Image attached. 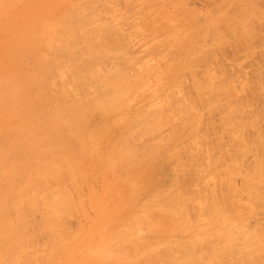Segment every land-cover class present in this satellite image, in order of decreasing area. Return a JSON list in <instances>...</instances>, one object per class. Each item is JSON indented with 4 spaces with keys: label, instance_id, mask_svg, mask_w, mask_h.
Returning a JSON list of instances; mask_svg holds the SVG:
<instances>
[{
    "label": "bare ground",
    "instance_id": "bare-ground-1",
    "mask_svg": "<svg viewBox=\"0 0 264 264\" xmlns=\"http://www.w3.org/2000/svg\"><path fill=\"white\" fill-rule=\"evenodd\" d=\"M102 1L0 0V256L8 264H258L264 257L263 228H252L245 237L240 230L257 216V207H264V128H258L264 123V84L257 77L254 82L247 77L249 84L244 79L239 91L246 90L243 96L250 92V99L241 100L242 93L223 74L218 72L225 85L217 88L212 71L204 83V76L200 80L194 72L218 47L250 44L255 35L249 9L256 0L242 7L231 0L235 8L224 0L222 10L233 7V13L221 11L220 3L222 13L212 8L217 16L190 10L185 13L191 16L181 19L170 17L180 9L176 3L169 15L164 16L167 8L159 9L173 0H150L159 6L156 12L164 13L157 16L166 21L157 20L166 29L152 25L159 13L153 8L156 14L146 31L166 33L159 32L150 46L154 60L147 63L124 49L129 48L124 46L127 35L118 19L128 22L119 8L125 9L129 0L120 7L115 0L119 8L114 0L106 1L110 7ZM108 9L119 15L111 12L109 18ZM105 11L109 15L103 18ZM192 15L206 22L198 24ZM12 23L15 29L8 28ZM219 24L232 41L221 31L214 37L208 32ZM187 76L194 93L183 89ZM212 89L215 95L209 94ZM215 110L228 136L208 121L210 132L215 130L211 141L203 111L210 116ZM163 127H168L165 135L160 134ZM249 129H255L252 140ZM245 152L254 154L247 170L240 167ZM159 161L176 165L163 188L156 180ZM90 162L101 196L83 195V171ZM145 192L140 210L123 221V209ZM106 195L116 199L111 209L104 205ZM88 208L95 229L81 235L65 228ZM35 214L39 223L33 225ZM37 225L40 232L32 229ZM37 236L43 240L36 241Z\"/></svg>",
    "mask_w": 264,
    "mask_h": 264
},
{
    "label": "rangeland",
    "instance_id": "rangeland-1",
    "mask_svg": "<svg viewBox=\"0 0 264 264\" xmlns=\"http://www.w3.org/2000/svg\"><path fill=\"white\" fill-rule=\"evenodd\" d=\"M97 1V0H96ZM107 1V0H106ZM106 1H102L101 3H103L104 2V5H107L108 4V6H109V3H107ZM109 1V0H108ZM111 1V0H110ZM113 1V0H112ZM111 1V2H112ZM120 2V5L119 4H117V2ZM116 3H115V0H114V3L117 5V6H115V7H117V8H119L120 6H122L123 4L121 3V1H123V0H118ZM128 1V0H127ZM146 1L147 0H129L128 1V3H129V5H131V6H129L128 5V3L126 2V0L124 1V3L126 2L127 4V7L129 8H125V9H123V8H119L120 10L122 9V11L121 12H123V11H125V12H123V14H124V17L122 16V14L120 15V17L122 16V18H124V20L123 21H125L126 20V23L128 24H124L122 21H121V19L119 18V16H118V18L120 19H118V21H120V22H118V23H120L119 25L121 26V24H123L121 27H122V29L124 30V32L126 33V35H127V38H126V41H124V46H125V44H126V46L127 47H129V48H125L124 47V49H127V51H128V53L130 54V55H132V56H134V57H136V58H138L137 59V61H139L140 63H144V62H146V61H151L152 62V60H154L153 58H152V56L153 55H151V54H153V53H151V54H148V51H149V48H150V46L151 45H154V41H157V39H158V37H159V35H161L159 32H161V33H166V30L164 31V29H161L162 31H160V29L158 30L159 32V34L158 33H156L155 35H156V38L154 37L155 35H148V34H150V33H147V31H146V27H147V25H149V23L151 24L152 22H153V24L152 25H155V28H157V24L160 26V27H162V28H165L164 27V25H165V23L163 22V25H162V23H160L159 21H161V20H163V21H166V20H164V19H162V18H165V17H160V16H157V15H163L164 13V16L166 15V14H171V13H173V10L172 9H176L177 7H180V9L179 8H177L176 10H174L175 12L173 13V15L171 14L170 15V17L172 16V17H175V18H177V19H181V16H184V17H186L187 15H186V11H190V10H193V11H198V12H201V13H204V12H210V13H212L211 11H213V7H214V9H216L217 8V10L218 11H223L224 10V7H225V5H223V3L224 2H222V1H224V0H211L212 1V3H211V1H209V0H173V2H172V4H169V3H171V0H170V2H168L167 0V2L166 3H168L167 5V7H166V5H165V9L164 8H162V7H164V5L162 6V7H160L159 9H163L162 11L164 12V10H166V8L168 9L166 12H159L160 10L159 9H157V7H159L157 4H158V0L157 1H153L154 3H152L151 4V2H150V0L148 1V3L149 4H151V5H153V6H151L150 8H149V10H146L147 9V7L146 6H150V5H148V3H146ZM161 1V0H160ZM160 1H159V4H160ZM162 1H164V0H162ZM180 1V2H179ZM205 1H207V2H205ZM226 1V0H225ZM238 1V2H237ZM235 0V2H236V4L235 5H237V3H238V6H239V4H240V6L239 7H242L244 4L243 3H247L248 1H246V0H241L240 2H239V0ZM261 1V2H260ZM118 2V3H119ZM179 2V3H178ZM209 2V3H208ZM216 2V3H215ZM227 2H230L231 3V5L234 7L235 5H233L232 4V1L230 0H227ZM250 2V1H249ZM248 2V3H249ZM253 2V1H252ZM255 2H257V0L256 1H254L253 3H255ZM106 3V4H105ZM132 3V4H131ZM165 3V1H164V3H162V4H166ZM176 3V4H175ZM208 3V4H207ZM214 3V4H213ZM221 3V7L222 8H220L219 7V9H218V4H220ZM233 3H234V1H233ZM246 4V6L247 5H250V4ZM251 3V2H250ZM253 3H252V5H253ZM264 0L262 1V0H258V2H257V10H258V12L255 10V8H254V6L255 5H253V8H254V11H255V13H256V16H255V13H252L253 12V10L252 11H250L251 10V8H252V5H251V8L249 9V8H246V10H245V12H247L248 10L247 9H249V12H250V14H252V15H254L253 17H252V19L254 18V20L253 21H249V24L251 25L252 24V22H253V25L250 27V29H251V31L253 30V35H255L254 37H255V39L256 38H258V39H254V37L250 40V44H247V45H242V46H239V45H237L236 46V42L235 43H233V44H231V46L230 45H226V44H224V45H222L221 47H218L217 49H219V50H217V51H219V52H217L216 51V53H214V55H212V56H210L206 61H203V63H201L200 65H201V67H200V65L195 69L196 71H194L195 73H196V75L195 76H197L199 79L202 77L203 78V76H204V79H200L201 81V83H204L207 79V73L208 72H210V71H212V76L213 75H215L216 76V79H215V81H213V83H214V86L216 87L217 86V88H219V86L221 85V86H223V85H225V82L224 81H226V80H223V78L225 77L226 79H230V80H232L233 82L232 83H234V86H235V90H238V92L239 93H242V96H243V93H245V91L246 90H243V91H239L240 90V85L242 84V83H244L243 82V80L244 81H247L248 80V78H250L251 79V76H252V79H251V81H253V80H255V77H257L256 78V82L258 83V81H257V79H259V83H261V84H264V14L263 15H260V16H262L260 19L257 17L258 15L257 14H260L259 12L263 9L264 10ZM156 4V5H155ZM176 6H175V5ZM177 4L179 5V6H177ZM226 5H228L227 3H225ZM243 4V5H242ZM259 4V5H258ZM261 4H262V6H261ZM111 5H113L112 3H111ZM110 5V6H111ZM118 5H119V7H118ZM125 4H124V6H126ZM173 5H174V7H176V8H174L173 7ZM210 5V6H209ZM216 5V6H215ZM218 5V6H217ZM98 6H100V5H98ZM97 6V7H98ZM107 6V7H108ZM109 6V7H110ZM133 6V7H132ZM224 6V7H223ZM245 6V5H244ZM258 6L261 8V10H260V8H258ZM97 7H96V9H97ZM106 7V6H105ZM107 7H106V9H107ZM108 7V8H109ZM132 7V8H131ZM196 7V8H195ZM198 7V8H197ZM227 7H229V6H227ZM227 7L225 8V11H223V12H230V11H233L234 12V10H236V9H234L233 7H230L229 9H227ZM237 7V6H236ZM239 7H237V11H238V9H240ZM263 7V8H262ZM112 8V7H111ZM144 8V9H143ZM152 8V9H151ZM153 8H154V11L156 12L157 10H159L158 12H156V13H158V14H156V17H154L153 18V16H155V14H153ZM155 8H156V10H155ZM204 8V9H203ZM206 8V9H205ZM208 8H210V9H208ZM244 8V7H243ZM100 9V8H99ZM114 9V8H113ZM112 9V10H113ZM116 9V8H115ZM143 9V10H142ZM223 9V10H222ZM227 9V10H226ZM231 9H234V10H231ZM111 10V12H113V14L115 13V14H117V9L115 10V12L114 11H112ZM172 10V11H171ZM210 10V11H209ZM241 10V9H240ZM262 10V11H263ZM107 11V10H106ZM105 11V13H103L104 15H102V17L103 16H108L111 12H110V9H108V11L110 12H108L109 14H106L107 12ZM132 11V12H131ZM139 12V14L137 13V12ZM152 11V12H151ZM218 11H216V10H214L213 11V13L212 14H215V16H217V12ZM220 11V12H221ZM261 11V12H262ZM119 12V11H118ZM135 12V13H134ZM145 12V13H144ZM151 12V13H150ZM168 12V13H167ZM215 12V13H214ZM219 12V13H220ZM233 12H230V13H233ZM249 12H247V13H249ZM144 15H142V14ZM222 13V12H221ZM220 13V14H221ZM263 13V12H262ZM261 13V14H262ZM146 14H147V16H146ZM148 14H149V16H148ZM151 14H153V16H151ZM174 14H175V16H174ZM117 15H119V13L117 14ZM116 15V16H117ZM143 16V18H141L142 16ZM190 15V14H189ZM110 16H112V13H111V15H109L108 17L110 18ZM191 16V15H190ZM190 16H187V17H190ZM107 17V18H108ZM139 17V18H138ZM160 17V19H159V21L157 20V18H159ZM192 17H195V22H199L198 24H201V25H203L205 22H206V19H203V17L201 16V15H198V16H195V15H192ZM255 17H257V20H255L256 18ZM103 18H106V17H103ZM117 18V17H116ZM141 18V19H140ZM151 18H153V19H155L156 20V22H154L155 20H153V19H151ZM168 18V17H167ZM146 19H147V21H146ZM150 19H151V21H150ZM166 19V18H165ZM200 19V20H199ZM149 20V21H148ZM132 21V23H133V27H130L129 26V22H131ZM145 21V22H144ZM203 21V22H202ZM255 21H257V22H255ZM262 21V22H261ZM157 22H159V23H157ZM167 22H168V20H167ZM166 22V23H167ZM260 22V24H259V26H258V23ZM156 23V24H155ZM136 25V27L138 26V28H140V30L138 29V28H135V30H133L134 29V26ZM128 27H127V26ZM256 25V26H255ZM218 26V27H217ZM221 26V27H220ZM263 26V27H262ZM11 27H13L14 28V23H12V24H10V26H8V28H11ZM255 27V28H254ZM130 28V29H129ZM142 28H144L145 30L144 31H141V29ZM222 24H219V25H216V27L212 30V31H208L211 35H212V37H214V33L216 32V31H221L222 32ZM261 28H262V30H261ZM15 29V28H14ZM166 29V28H165ZM133 30V31H132ZM139 30V32L137 33V31ZM134 31H135V33H134ZM164 31V32H163ZM131 32H133V34H131ZM201 33L203 34V31L201 30ZM207 33V32H206ZM208 33V36L210 37L211 35ZM213 33V34H212ZM223 33V32H222ZM137 34H139V36L137 35ZM224 34V33H223ZM229 34V35H228ZM258 34V35H257ZM141 35V36H140ZM143 35V36H142ZM146 35H148V36H146ZM224 35H227L228 36V38H229V40H231L232 41V39L230 38V33H229V31L226 33V34H224ZM129 36V37H128ZM138 36V37H137ZM150 36V37H149ZM257 36H259V37H257ZM261 36V37H260ZM208 37V42L211 40L212 41V39H210V38H212V37H210L209 38ZM144 38H146V39H144ZM148 38V39H147ZM260 38V39H259ZM210 39V40H209ZM254 41V42H253ZM252 42V43H251ZM235 45V46H234ZM247 46H249L248 48H247ZM250 50V51H248V50ZM147 50V51H146ZM244 50V51H243ZM146 51V52H145ZM158 52H160L161 51V49H158L157 50ZM157 51L155 52V54L157 53ZM239 51H241L240 53H237V52H239ZM246 51H247V54H246ZM146 53L148 54V55H146ZM150 53V52H149ZM219 55H218V54ZM154 54V55H155ZM236 54H238V55H236ZM241 54V55H240ZM242 54H243V56H242ZM218 55V56H217ZM235 55V56H234ZM150 56V57H149ZM216 56V57H215ZM242 56V57H241ZM246 56V57H245ZM215 57V58H214ZM222 57V58H221ZM221 60H220V59ZM149 59V60H148ZM214 61V62H213ZM222 63H221V62ZM147 63V62H146ZM217 63V64H216ZM219 64V65H218ZM220 64H224L223 66L221 65L220 66ZM226 65V66H225ZM216 67V68H215ZM219 67V68H218ZM127 69H128V67H126ZM200 71H199V70ZM204 70V71H203ZM229 72H228V71ZM237 70H239L240 72H237ZM198 72H200V73H202V72H204V73H202V75L200 74V73H198ZM218 72L219 73H221V74H223V76L224 77H222L221 76V74H219L218 75ZM199 74V75H198ZM232 74H233V76H232ZM239 74H240V76H239ZM243 74V75H242ZM201 75V76H200ZM232 76V77H230V76ZM241 75H242V77H241ZM255 75H258V76H255ZM197 77H195L196 79H198ZM220 77L222 78L221 80H218V79H220ZM248 77V78H247ZM190 78V77H189ZM188 78V76L185 78V79H183L182 80V86H183V89H185L186 91H188V92H190V93H194L193 92V90H191L192 89V87H190L189 88V86H191V80L190 79H192V78H190L189 79ZM235 78V79H234ZM242 78V79H241ZM254 78V79H253ZM247 79V80H246ZM249 79V80H250ZM223 80V81H222ZM238 80V81H237ZM248 80V84H249V81ZM262 80V81H261ZM220 81V82H219ZM221 81H222V83H221ZM220 83V84H218V83ZM254 82V81H253ZM217 83V84H216ZM238 83V84H237ZM190 84V85H189ZM220 86V87H221ZM236 86H238V88L236 89ZM213 91L215 92V93H213ZM248 92V91H247ZM247 92H246V94H244V95H246V96H243V97H241V95H238L239 96V98L241 99V100H248V98L250 97V92H249V94H247ZM213 93V95H215L216 93H217V89H212V91L209 93V94H212ZM238 93V94H239ZM249 97H248V96ZM205 96H207V95H205ZM245 97V98H244ZM247 97V98H246ZM250 99V98H249ZM259 101H255V103L257 104H254L255 106H258V104L260 103H258ZM261 104V103H260ZM259 104V106H261ZM221 106L222 107H225L226 106V104L224 103V102H222L221 103ZM245 107V106H244ZM260 108V107H259ZM258 107H257V109H259ZM203 114H204V116L203 117H205L204 118V128L205 127H207L206 128V130H208V132H210L211 131V129H210V126L211 125H213V126H211L212 128H214V129H216V132L218 133V134H221L222 136L227 132V130H223L222 128L223 127H221L222 125V121H221V117L219 116V112L217 111V110H215V111H212L211 113H210V116H207V114L205 113V111H203ZM206 117H208V118H206ZM210 118V119H209ZM207 119V120H206ZM209 119V120H208ZM205 120H206V125H205ZM236 120V122L234 123V125L237 127V129H238V125H237V119H235ZM208 121H210L209 123H211V125L208 123ZM261 126H260V125ZM210 125V126H209ZM221 125V126H220ZM166 128H168V127H163L162 128V130H161V132H160V134L162 135H165L167 132H168V129H166ZM258 128H264V123L263 122H261V123H258ZM213 129V130H214ZM165 130V131H164ZM253 130H255V129H249L248 131H246V134H247V132L249 133V139L248 140H252V138H253V136L255 135V134H253L254 133V131ZM204 131H205V129H204ZM215 131V130H214ZM214 131H212V132H210L211 133V135L208 137V140H211V141H214L216 138H215V136L214 135H212L213 134V132ZM207 132V131H206ZM207 132V133H208ZM224 132V133H223ZM253 132V133H252ZM165 133V134H164ZM227 134V133H226ZM245 134V136H247ZM253 134V135H252ZM225 136H228V135H224L223 137H225ZM210 138V139H209ZM225 138H227V137H225ZM212 139H214V140H212ZM207 140V141H208ZM188 141V140H187ZM186 141V142H187ZM210 141V142H211ZM189 142V141H188ZM187 142V143H188ZM187 143H186V146H187ZM179 144V143H178ZM103 145H105V144H103ZM184 145V144H183ZM190 145V144H189ZM246 153V152H245ZM186 157V156H185ZM184 156L181 158L182 159V163L183 164H186L185 165V170H187V169H189V168H187V167H189V166H187V162H185V161H183L184 160V158H185ZM187 158H185V160H186ZM242 160H243V165H242ZM241 160V163H240V167L242 168V169H249L251 166H252V163L254 162V154L253 153H251V152H247L246 153V155L244 156V158ZM187 161V160H186ZM159 162H162L161 164L160 163H158L157 165L159 166H157L158 168H157V170H156V180H157V183L160 185V186H162V188L165 186V185H167L168 183L167 182H169V176H170V174L175 170V166L176 165H168V164H166L164 161H159ZM228 163H230V162H228ZM160 164V165H159ZM189 165V164H188ZM83 173H84V175H85V177H86V179H87V182H86V187H85V190H84V192H83V195H88V197H89V195L91 194V193H95V194H97L98 196H101L102 195V191H101V186H100V182H98V180L96 179V176H95V171H94V167H93V162H90L88 165H86V167L84 168V171H83ZM183 173H185V171L183 172ZM189 174V173H188ZM178 175H180V177L178 178L179 179V181L180 182H184V181H182L181 179V174H178ZM169 177V178H168ZM260 180L262 181L261 182V185H262V193H263V195H264V175L262 174V176H261V178H260ZM188 183H189V181H187ZM186 182V183H187ZM193 182V181H192ZM197 183V180H196V182L194 183L193 182V184H195L197 187H198V183ZM235 183H236V186H240V184L239 183H241V181H240V177H237L236 178V180H235ZM162 184V185H161ZM192 184V183H191ZM191 184H190V189L189 190H192L191 189ZM93 185V188L94 189H92V188H90L91 186ZM195 185H192V188L194 189L195 187ZM196 187V188H197ZM146 196H147V192H145V193H140V195L135 199V201H134V205L133 206H128V207H126L125 209H123V211L121 212V219L124 221V220H126V219H129L136 211H138V210H140V207H139V204H141L145 199H143V198H146ZM115 202H116V199H115V197L113 196V195H106L105 196V199H104V205H105V207L106 208H108V209H111L113 206H114V204H115ZM257 211H258V214H257V216L256 217H254V218H252L251 220H248V224H247V226L246 227H244V228H242L241 230H240V232H243L244 234H243V236L245 237V235H246V233H248L252 228H259V226L260 227H262L263 228V231H264V207L263 206H259V207H257ZM193 214V215H192ZM36 215V216H35ZM34 215V218L32 219L34 222H32L31 221V223L33 224V223H39L38 221H36L35 222V218H37L38 217V214H35ZM190 216H192V217H194V213L192 212L191 214H190ZM35 219V220H34ZM40 218H38L37 220H39ZM39 221H41V220H39ZM69 222H67L68 224H69V226H68V224L66 223V226H68V227H65L66 229L67 228H69L70 229V231L72 232V230H74V229H76L77 230V232H79L81 235H84V234H87L88 232H90L92 229H95L96 228V225L94 224V222H93V212H92V210L90 209V208H88L87 209V211H86V214H81V213H79V214H77L72 220H68ZM32 224H31V226H32ZM34 225V224H33ZM40 225V224H39ZM31 226L29 227V229H27L28 230V232H31V230L32 229H34V228H36L37 230H38V225L37 226H33V228L31 229ZM72 228V229H71ZM27 230H25V231H27ZM30 230V231H29ZM39 232H40V230H38ZM75 231V230H74ZM28 232H24L25 234L24 235H27V233ZM33 232H35V230H33ZM32 233V232H31ZM30 233V234H31ZM29 234V235H30ZM42 234H43V236H44V231L42 232ZM42 234L40 233V235L42 236ZM28 235V236H29ZM39 235V234H38ZM47 235V234H46ZM41 236H37V239H36V241H40L41 242V240H43L44 239V237L42 236V238L43 239H40V238H38V237H41ZM47 238H49L48 237V235H47V237L45 236V240L47 239ZM35 239H34V241L33 242H35ZM48 240V239H47ZM261 240V243L264 245V239L262 238V239H260ZM238 241L239 242H241V243H243L244 241H245V238L244 239H238ZM40 242H37V243H40ZM264 248V247H263ZM19 257V259H20V255H18ZM2 257L0 256V264H8L9 262H7V261H5L3 258L1 259ZM261 258V257H260ZM78 261V259L77 258H74L73 260H72V262L73 263H75V262H77ZM263 261H264V257H263V259H261V261H259L258 262V264H263ZM11 264V263H10Z\"/></svg>",
    "mask_w": 264,
    "mask_h": 264
}]
</instances>
